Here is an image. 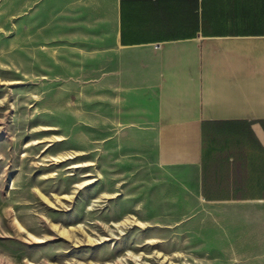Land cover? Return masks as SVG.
Here are the masks:
<instances>
[{
	"label": "rangeland",
	"instance_id": "obj_1",
	"mask_svg": "<svg viewBox=\"0 0 264 264\" xmlns=\"http://www.w3.org/2000/svg\"><path fill=\"white\" fill-rule=\"evenodd\" d=\"M112 4L0 0V264H247L136 175L133 144L87 140L83 60L110 43Z\"/></svg>",
	"mask_w": 264,
	"mask_h": 264
},
{
	"label": "crops",
	"instance_id": "obj_2",
	"mask_svg": "<svg viewBox=\"0 0 264 264\" xmlns=\"http://www.w3.org/2000/svg\"><path fill=\"white\" fill-rule=\"evenodd\" d=\"M112 26L77 77L87 140L133 144L205 240L264 264V0H113Z\"/></svg>",
	"mask_w": 264,
	"mask_h": 264
}]
</instances>
